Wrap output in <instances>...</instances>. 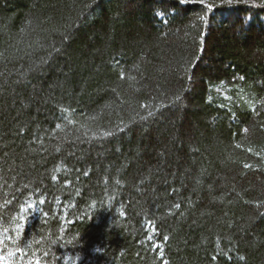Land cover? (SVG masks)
Instances as JSON below:
<instances>
[{
	"label": "trees",
	"instance_id": "16d2710c",
	"mask_svg": "<svg viewBox=\"0 0 264 264\" xmlns=\"http://www.w3.org/2000/svg\"><path fill=\"white\" fill-rule=\"evenodd\" d=\"M0 264H264V0H0Z\"/></svg>",
	"mask_w": 264,
	"mask_h": 264
}]
</instances>
